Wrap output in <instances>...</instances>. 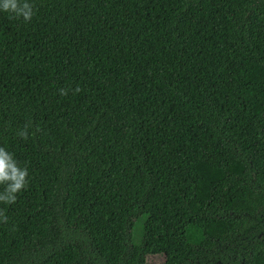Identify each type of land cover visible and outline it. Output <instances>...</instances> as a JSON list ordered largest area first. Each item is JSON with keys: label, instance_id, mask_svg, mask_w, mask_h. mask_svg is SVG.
Returning a JSON list of instances; mask_svg holds the SVG:
<instances>
[{"label": "trees", "instance_id": "trees-1", "mask_svg": "<svg viewBox=\"0 0 264 264\" xmlns=\"http://www.w3.org/2000/svg\"><path fill=\"white\" fill-rule=\"evenodd\" d=\"M30 3L0 12V146L30 181L0 264H264V0Z\"/></svg>", "mask_w": 264, "mask_h": 264}, {"label": "clouds", "instance_id": "clouds-1", "mask_svg": "<svg viewBox=\"0 0 264 264\" xmlns=\"http://www.w3.org/2000/svg\"><path fill=\"white\" fill-rule=\"evenodd\" d=\"M0 12L9 14L10 19H22L26 23L30 22L35 15L34 5L30 3V0H0ZM68 91V89L61 88L59 94L65 96ZM81 91L80 87H76L73 94H78ZM29 127V124H25L16 134L27 140L30 135ZM28 177L27 167L22 168L14 154L0 146V187L3 188V191L0 192V203L8 205L15 203L17 193L28 186L30 182ZM0 221L7 222V216L3 209H0Z\"/></svg>", "mask_w": 264, "mask_h": 264}, {"label": "rangeland", "instance_id": "rangeland-1", "mask_svg": "<svg viewBox=\"0 0 264 264\" xmlns=\"http://www.w3.org/2000/svg\"><path fill=\"white\" fill-rule=\"evenodd\" d=\"M162 240H163V243L165 244L168 252L170 254H172V255H174L177 252H179L181 247H182L181 244L178 242V240L175 237H173V235L170 232L165 233L163 238H162ZM110 251H111L112 258H115L116 249L111 246ZM148 260L151 261V262H154L156 260V258L150 256L148 258Z\"/></svg>", "mask_w": 264, "mask_h": 264}]
</instances>
